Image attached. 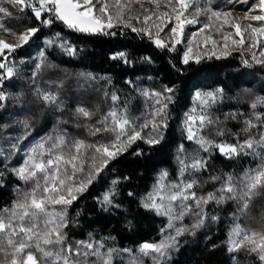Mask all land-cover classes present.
Here are the masks:
<instances>
[{
  "label": "trees",
  "instance_id": "trees-1",
  "mask_svg": "<svg viewBox=\"0 0 264 264\" xmlns=\"http://www.w3.org/2000/svg\"><path fill=\"white\" fill-rule=\"evenodd\" d=\"M218 2L217 5L226 3L225 0ZM4 6L12 13L8 17L0 15V22L6 27L20 32L34 26L40 31L28 44L7 53L8 60L15 64V73L4 83L9 99L0 108V209L10 208L29 190V185L20 180L13 169L21 166L42 140L62 133L69 143L75 139L101 140V136H91L89 130L98 126L97 121L113 106L112 94L119 96L117 103L121 106L126 104L128 115L134 121L146 118L154 107H159L154 97L143 95L144 91L163 93L166 88H173L174 102L168 105L167 128L162 129L163 139L158 144L137 140L111 161L87 191L68 207V227L64 232L66 242L74 247L77 241L103 239L106 248L132 250V255L123 251L114 253L113 264H132L133 256L137 257V264H153L151 257L141 256L140 246L145 242H158L168 233L174 234L173 229L164 231L168 217L143 207L145 197L154 190L162 172L166 171L167 180L174 182L179 176L178 157L199 154L207 160V167L194 173L198 180L195 191L206 195L219 191L223 177L240 176L259 163L248 155L228 158L217 149L204 152L197 143L186 138L184 122L194 108L199 111L198 92L223 89L222 98L207 109L214 123L204 129L206 138L217 143H236L249 135H258L255 128L245 132L244 122L254 118L253 112H264V108L250 107L257 97H264V64L237 53L184 65L181 51L159 48L144 34L128 28L109 29L114 35L81 33L58 20L50 26L44 25L31 10L6 3ZM57 35L59 41L49 45L47 41L56 40ZM61 41L75 48V54L69 55L61 48ZM120 52L127 54L128 62L112 58ZM42 53L45 63L37 72ZM244 60H248V66L244 65ZM38 90L57 93L62 103L46 104L39 98ZM77 107L89 109L92 118L78 115ZM232 114H236L235 119ZM25 121L31 125V133L26 137ZM217 130L225 135L217 136ZM103 139L108 141L112 137L105 133ZM138 151L140 155H136ZM212 177H221V180L214 181ZM114 181L118 183L114 185ZM110 189L117 193L118 208L101 203ZM204 212L207 219L198 228H192L197 221L194 214L176 222L177 227H186L188 231L177 238L178 244L170 249L165 264H234V256L235 264H259L254 254L230 253L228 234L237 223L250 229L264 228V191L252 198L246 210L241 211L236 200H229L210 202ZM95 260L88 257L87 264Z\"/></svg>",
  "mask_w": 264,
  "mask_h": 264
},
{
  "label": "snow or ice",
  "instance_id": "snow-or-ice-1",
  "mask_svg": "<svg viewBox=\"0 0 264 264\" xmlns=\"http://www.w3.org/2000/svg\"><path fill=\"white\" fill-rule=\"evenodd\" d=\"M213 0H207L210 5ZM247 4L248 0H238ZM15 6L21 10H31L34 17L44 25H51L54 21L62 22L67 28L76 32L90 34L114 35L109 29L127 27L133 32L147 34L153 37L155 29V44L161 48L175 51V46L185 42V28L189 25L200 24V17H205V22L199 29L204 32L211 29L213 22L221 21L217 30L221 32L223 46L227 48L229 36L238 37L232 43L241 48L248 44L249 49L264 45V0H254L249 5L243 18L232 16L231 10L220 11L211 7L193 8V0H0V15L8 17L12 13L4 4ZM144 3L152 4V8H144ZM132 4H140L139 10H133ZM167 10H160L161 7ZM193 8L192 12L189 9ZM258 10L256 14L253 11ZM136 20L145 25L135 27L129 21ZM252 22H257L255 25ZM171 24L168 30L169 41L160 39L159 35L164 28ZM227 26V29H225ZM233 29V31H228ZM0 30L16 37V42H6L0 38V108H3L9 99L4 90V83L10 80L15 73V64L5 55L15 52L16 49L29 43L39 27L29 26L17 32L6 27L0 22ZM198 33H192V38L187 41L186 50L183 52L182 63L190 61L199 63L200 55H193V41ZM247 34V35H245ZM49 40L52 45L59 41ZM209 43L215 48L219 41L211 35H205L203 44ZM69 55H74L76 49L63 41L59 43ZM227 55L228 53H224ZM215 55V52H213ZM264 56V50L260 52ZM113 59L128 62L127 54L116 53ZM211 58V57H207ZM253 58L255 53L253 52ZM264 63V61H258ZM45 59L41 54L37 64V72L44 66ZM248 66V60L243 61ZM35 75V74H34ZM89 79L95 77L89 76ZM130 83V82H129ZM173 88H166L163 93L144 91L143 95L155 98L153 110L147 117L134 121L128 115L126 104L117 103L120 98L112 94L110 99L113 106L97 121L98 126L89 130L91 136H101V140L89 142L75 139L69 143L65 134L47 137L34 147L28 154L23 164L13 169L15 175L29 185V190L21 194V198L10 208L0 209V264H87L88 257H95L93 264H113V255L119 251L132 255L131 249L117 250L106 248L104 240L89 239L77 241L75 247L67 243L64 229L68 227L67 209L80 195L87 191L93 181L105 168L124 154L137 140H143L149 145L158 144L163 139L162 129L167 128V109L173 101ZM223 89L197 93L196 108L187 114L185 130L187 139L197 143L204 152L217 149L225 157L232 158L240 155L252 156L259 160L254 168L246 169L242 175H227L223 177L218 192H209L198 195L195 189L198 180L194 173L203 171L207 167V160L195 154L192 156L181 155L178 157L179 176L176 181H168V173L162 172L154 190L143 201V207L155 211L158 215L169 218L168 229H173L174 234L168 233L158 242H145L139 248L141 256L152 258L153 264H165L170 249L178 244V237L188 229L177 227L176 222L183 221L187 215H195L197 221L192 228L203 225L207 214L204 207L210 202L225 203L236 200L241 206V211L246 210L250 201L260 191H264V112H253L254 118L245 120V132L257 129L258 135H249L242 142L217 143L204 135V129L211 126L214 121L207 109L222 98ZM39 98L46 104H58L57 93L52 91H39ZM252 109L264 108V97H257L250 105ZM78 115L91 119L93 113L85 107H77ZM235 119L236 114H232ZM25 137L31 133V125L25 121ZM145 130H148L145 132ZM107 133L112 139L105 141L103 135ZM217 136H224L221 130L216 131ZM20 139H23L20 138ZM20 139L16 141L20 143ZM15 147V146H14ZM180 152H184L183 145ZM138 151L136 155H140ZM212 180H221V177H212ZM118 181H114L115 185ZM117 193L110 189L102 198V205L119 207L115 201ZM132 195V193H129ZM215 219V217L213 218ZM230 253L244 251L254 254L259 264H264V228L250 229L234 224L228 234ZM106 250H103L105 249ZM103 250V251H102ZM235 256L233 261L235 264ZM132 264H137V257L133 256Z\"/></svg>",
  "mask_w": 264,
  "mask_h": 264
},
{
  "label": "rangeland",
  "instance_id": "rangeland-1",
  "mask_svg": "<svg viewBox=\"0 0 264 264\" xmlns=\"http://www.w3.org/2000/svg\"><path fill=\"white\" fill-rule=\"evenodd\" d=\"M225 1H226V3H222L220 5H217V4H219L218 0H213V2L210 5H208L207 0H193V8H195V6L198 4L202 8L208 6V7L215 9V10H220V11L231 10L233 17L243 18L245 15V12L249 9V5L254 3V1L252 3L248 2L247 4L239 3L238 0H225ZM143 6H144V8H152L153 7V5L149 4V3H144ZM230 6H232V7H230ZM131 7L133 10H139L140 4H132ZM193 8H190L189 12H192ZM160 10L163 11V10H167V9L163 8V6H162ZM256 12H258V10L253 11V14H256ZM200 21H201L200 24L189 25L185 28V38H184L185 42L181 43V44H177L175 46V49H176L175 51L179 50L183 53L186 50L187 41L192 38V33H198L195 40L193 41V55H200L202 57L200 59V61L202 59H209L207 57L225 58V57H230V56L238 53V54L245 55L247 58H249L251 61H253L257 64H264V63L258 62V61H264V56L260 55V52L262 50H264V45H259L255 49H249L248 44L245 43L243 48H241L240 46L234 45L232 43V40L238 39V37L229 36L228 46H227V48H225L223 46V40H222L221 32L223 31V32H225V34H227V32L225 30H220V31L217 30V25L220 24L221 21H219V20L215 21V22H213L211 29H207L204 32H199L200 27L205 22V17L201 16ZM129 22L138 28L145 26V25L137 22L134 19L129 21ZM252 23L255 25L257 22H252ZM120 27H123V26H120ZM170 27H172L171 24H169L168 27L164 28V31L161 32L159 35L160 39H164L166 41H169L170 37L167 34H168V30ZM123 28H127V27H123ZM128 29H130V28H128ZM225 29H227V26H225ZM228 31L234 32L233 29H228ZM152 32H153L152 38H150L147 34H144V35L147 38H149L155 44L156 37H155V29L154 28L152 29ZM205 35H211L213 39L219 41L220 43H218V45L215 48H213L211 43H209L207 46H205L203 44V39H204ZM245 35H247V34H245ZM0 38H3L6 42H10V43L16 42L15 36L9 34L8 32L2 31V30H0ZM159 48H161V47H159ZM163 49H168V48H163ZM213 52H215V55H213ZM253 52L255 53V58H253ZM7 53L8 52L6 51V53H5L6 56H7ZM224 53H228V54L225 55ZM190 62H192V61H190Z\"/></svg>",
  "mask_w": 264,
  "mask_h": 264
}]
</instances>
